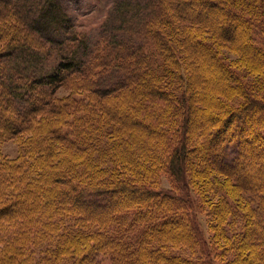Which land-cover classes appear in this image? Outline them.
Here are the masks:
<instances>
[{
    "label": "trees",
    "instance_id": "trees-1",
    "mask_svg": "<svg viewBox=\"0 0 264 264\" xmlns=\"http://www.w3.org/2000/svg\"><path fill=\"white\" fill-rule=\"evenodd\" d=\"M194 1L207 2L218 17L207 21L192 15L188 4ZM4 4L0 21L11 26L12 32L0 33V41L6 40L7 45L0 59L3 54L10 56L0 68V144L19 134L27 136L14 139L20 144L14 157L0 148V213L13 206L10 215L0 217V264H67L72 260L73 264H102L107 259L109 264H264V182L249 188L235 175L225 184L231 194L206 184H201L196 196L185 190L193 177L219 183L216 176H200L196 169L208 143L189 148L190 134L203 130L197 118L204 119V111L216 112L211 122L229 115L225 121L229 126L246 116L252 129L264 127L255 113L264 111V94L256 96V87L240 81L220 56L225 49L236 51L239 63L264 77V43L256 34L264 36V0H113L95 41L75 30L61 0H5ZM45 30L50 33L43 34ZM150 38L158 42L156 50L166 62L162 75L158 69V77L153 70L156 59L145 52ZM46 42L57 50L55 55L46 50ZM13 53H20L14 57L18 68L6 65L14 60ZM56 59L58 64H53ZM126 59L135 64H126ZM201 63L210 66L212 74L220 73L223 84L219 88H212V81H199L205 72ZM38 64L42 70H51L35 76ZM180 68L187 71L188 87L178 96L160 79L173 80L168 82L171 85L181 74ZM115 72H123L125 81L115 79ZM75 77L73 94L89 85L98 94L57 100L54 90ZM126 81L138 83L121 89L114 99L107 98V103L104 96L125 87ZM216 93L244 101L233 108L226 101L215 104ZM103 103L105 107H97ZM129 105L135 109L133 117L123 115ZM168 113L170 118L185 119L181 133L166 123ZM241 125L227 137L237 135ZM102 133L114 145L119 142L113 150L98 147L104 152L100 155L94 143ZM151 136L164 145L163 153L170 152L163 163L149 142ZM218 138H213L216 144ZM176 140L181 144L172 148ZM203 170L208 173L207 168ZM161 172L176 177V191L164 188L157 177ZM116 193L130 202H108ZM212 198L216 203L211 204ZM242 202H249L252 210H244L240 232L235 231L233 238L236 257L228 262L225 235L237 218L231 215L242 212ZM200 211L210 220V236L198 222ZM9 244L13 248L5 251L3 245ZM44 245L43 258H34V247Z\"/></svg>",
    "mask_w": 264,
    "mask_h": 264
},
{
    "label": "rangeland",
    "instance_id": "rangeland-1",
    "mask_svg": "<svg viewBox=\"0 0 264 264\" xmlns=\"http://www.w3.org/2000/svg\"><path fill=\"white\" fill-rule=\"evenodd\" d=\"M61 1L63 2L65 9L70 14L73 21L75 22V30H77L80 33L84 32V33L88 34L92 38V40H94V41L97 40L98 35H100L101 31L103 30L104 23L106 22L110 12L112 11L113 0H61ZM4 3H5V0H0V7L1 8H2V5H5ZM199 3H202V1H199V2L194 1V2H190L188 4L189 5L188 9L190 10L192 15L198 17L201 20L206 19L207 21H210L211 19L218 17V15L215 12H212V9L210 8V6H207V2L204 1L205 4H199ZM201 6H202V8H201ZM1 8H0V14L4 15V12H2ZM14 22H16V20H14ZM239 30H240V28L237 29V31H239ZM10 32H12V27L9 25H6L0 21V33H3V34L8 36L10 34ZM234 32H236V30L233 31L232 34ZM48 33H50L48 30L43 31V34H48ZM120 34L126 36V34H124V33H120ZM256 34H257V36L262 38V39L258 38V41L261 43H264V36L262 35V33L257 31ZM124 36H121V37H124ZM234 36H235V33L233 34V37ZM128 37L129 36L125 37L126 38L125 40H127ZM164 37L166 39L165 35H164ZM2 38H5V37L2 36ZM205 38L208 42L212 43L209 35H206ZM31 40H33V39H31ZM147 41L148 42L145 45V52L153 54L154 58L156 59V62L154 63L153 70L155 71L154 74L157 75L156 77H158V74L166 69V67H165L166 62L162 59L159 52L156 50V48H159L158 42L152 40L151 38L148 39ZM140 42H142V40ZM154 43H155V45H154ZM21 44L23 45V43H21ZM102 45L105 47L106 43L103 42ZM6 46H7L6 40H1L0 41V52H2ZM52 47L53 46L50 43L46 42V50L51 49V51L53 52V55H55L57 50L56 51L52 50ZM212 47H213V45H212ZM46 50L44 49V51H46ZM200 50L202 51L203 49H200ZM13 54H14L13 55V59H14V57L19 55L20 53H13ZM185 55H186V53H185ZM239 55H240V53H237L236 51H230L229 49H225L223 52H221L220 56L223 60H225L226 64L229 65V67H231L232 69H234L235 72L240 76L239 77L240 81L245 80V81L249 82L252 86H254V88L256 87L255 88L257 90L256 96H258V97L262 96L264 94V82H263L264 77L260 78V75H258L257 71H253L252 69H250L248 67L245 68L242 63H239L240 62L239 61L240 60ZM3 57L4 58L0 59V68L1 69H2V66L4 68V64L2 63L3 59L7 58L6 61L8 59H10V56L6 57V55H4V54H3ZM17 60H18V58H16V60L15 59L12 60V62L8 61L6 63V65H9V66L13 65L16 68H18L17 67V65H18ZM125 63L126 64L127 63L133 64L134 60L132 61V59H126ZM49 64H52V63L49 62ZM53 64H58V60L56 59ZM37 66H38V68H37ZM37 66H36L37 69H34L36 75L34 74L33 70L31 71L32 74L30 73L31 75L41 76V74L45 75L47 73V71L51 70V69L42 70L41 67L39 66V64ZM52 67H53V65H52ZM128 67H130V66H128ZM205 67L202 64V69H203L202 71H205V72H203L201 79L199 81H201V82L206 81L207 83L208 82L210 83L212 81L210 83L212 85V88H215V89H216V87L219 88V86L223 84L220 73L218 74V72H215L212 74L210 72V69H209L210 66L206 65ZM159 68H161V69L158 73ZM96 70H97V72L100 73L102 68L99 67ZM123 72L113 73L114 78L125 81V79H124L125 77H124ZM179 72L181 74H179L178 78L176 77V80L171 85H169L168 82H172L173 80L168 81L166 79L167 77H162L160 80L163 79L162 85H164L165 88H168V90H170V92H172L174 95L177 94L178 96H181V91H183V92L186 91V87H188L187 86L188 79H187V71H185V70L181 71V68H180ZM3 73H5V71H3ZM210 73L212 75H210ZM161 75H162V73H161ZM41 78H44V77H41ZM94 78H95V76L91 75V80H94ZM74 79H76V77L71 79L69 82H64V84L60 88H57L56 90H54L53 96L57 100L62 101V100H68V99H70V97L73 98L74 96H76L78 98L79 97H89V96L92 97V96H96V94H98L95 91H93L92 85H89L88 87H86L87 89L77 91L75 94H73V89H71L73 84H71V82H73ZM80 79H81V77H80ZM170 79H171V77H170ZM134 82H136V81H134ZM134 82H127L126 81L124 83V84H127L125 87L120 88L118 91H113V93L111 92L110 94H106V97L104 96V99L108 103L107 98L114 99V98H116V96L118 97L119 94L122 93L121 89L124 90L125 88L127 89L128 87L131 88L132 86L133 87L136 86V84L138 82H136V83H134ZM260 87H262L263 90H260ZM1 89L2 88L0 87V91H1ZM202 89H203V87L201 88V90ZM227 96L228 95L226 93L223 95L217 94V93L214 94V98H215L214 100L216 102L215 104L221 103L220 100L226 101V102H228L229 106L233 108V107H236L239 103H242L244 101L242 99L232 101V100L228 99ZM137 102H138V100H137ZM158 102H161V101L158 100ZM103 105L105 107L104 103L101 105L98 104L97 107H102ZM201 106H203V104H201ZM129 107H130V105L127 107L126 110L122 111L123 115L124 116L129 115V116L133 117V115H135V114H133L132 111L135 112V109L134 108L130 109ZM79 108H80V110H82L83 107L79 106ZM97 111L99 112L100 109H97ZM204 112H205L204 113L205 114L204 119L197 118L198 124L200 125V127L202 126V129L204 130V137L202 138L203 130L197 131L198 134H196V135L194 134V136H193V132H192L190 134L191 136H190L189 141H188L189 148H191V150H192L193 145L197 144L199 146L200 144H202L201 142H207L208 143L207 150L205 149V151H204L205 154L200 155L201 158L200 157L198 158V162L201 161V163L199 164V166H197L196 169L197 170L199 169V171H200L199 175L200 176H204L205 174L211 175V177L216 176L219 183H214L213 180L206 181L204 179L201 180V179H198L196 177L195 178L193 177L192 179H190L191 180L190 186L187 182V185L185 188L187 193L191 197L194 195L196 196V192L198 193L202 189V187H200L201 184H206V185H209V188H213L214 186H218L220 188V191L222 192V194H224L225 189L228 190L227 186L225 185L226 182L233 181L232 176H235V175H239L240 176V178H239L240 182L244 183L247 187L249 186V188L261 185V183L264 182V127L252 129L253 125L247 120L248 117H246V116H240L239 119L237 118V124L233 121L232 123L234 125L231 123L229 126L225 122L226 119L229 118V115H225V116L221 117V120L222 119L223 120L220 122H211L210 118L212 117V114L216 113V112H214L212 110V108L209 110H206ZM255 113H257L258 118L264 122V111L255 112ZM112 118H113V116H112ZM207 118H209L210 121H208ZM249 118H251V117H249ZM150 119L159 122L158 120H156L152 117ZM121 120H122V118H121ZM117 121L119 122V120H117ZM165 121L168 124V126L169 125H170V127L172 126L171 127L172 129L175 128V129L179 130L181 133L182 122L185 121V119H183V117H181V116H179L177 118H172V117L170 118L169 113H168L167 117L165 118ZM123 123H124V121H123ZM161 123H164V122H161ZM238 124L239 125L242 124L241 125V128H242L241 131L239 132V130L237 129V135H235L233 138L232 137L228 138L227 136L229 135V132L236 129L238 127ZM96 126L100 127L101 124L96 125ZM125 129H128V128L124 127V130ZM107 132H109V131H107ZM199 132H201L202 134ZM106 133H102L99 136H97L98 134L92 136L94 138H95V136H97L96 142L94 143L96 150L98 147L108 150L106 146H108L110 148V150H113L116 143L119 142V141H117L114 145L113 142H111L109 139H107L105 137ZM19 135H21V137L27 136V135H22V134H19ZM19 135L16 138L2 140V143L0 144V148L2 149V151L6 155L9 154L11 157L18 155V151H20V144H18V140L16 141L14 139H18ZM205 135H207V136H205ZM215 135H218V137H219L217 144H216V142L213 141V138L215 137ZM251 135H252V137L254 136V139H252V140H250ZM154 137L155 136H151V139L149 142L156 146V150L154 152L160 158L159 159L160 163L161 162L163 163L170 156V152L169 153H167V152L163 153L161 148L164 145L161 144L160 142H158V139H156ZM203 139H206V140H203ZM130 140L134 141L133 139H130ZM131 141H128V142L132 143ZM180 144H181L180 141H177V140L173 141L172 148L174 146H179ZM132 145H134V143H132ZM97 151L99 152L100 155H102L104 153V152H101L99 150H97ZM248 151H250V153L252 155L247 157L246 154ZM96 153L97 152L94 151V155ZM239 155H241L242 157ZM205 168L208 169V173L204 172L203 169H205ZM216 172H219V174H215ZM159 176H160V182L166 190L174 189V191H176V186H175V178L176 177L174 175H172L171 173L161 172V174L157 173V177H159ZM199 181L201 183H199ZM228 192H229V190H228ZM219 195H220V193H219ZM111 201L119 202L120 204H124V205H127L130 202L127 197L123 196L122 194H118V193L114 194L113 198L110 199L108 202H111ZM235 201H237L238 205L241 206V202L239 199H236ZM214 202H215L214 198H212L211 204ZM243 204H244L243 209L242 210L240 209V211H242V212L240 214L238 213L239 215L237 213H235L233 216L231 215V217L233 219L235 217H237V218L234 221V224H232L229 227L230 228V231H228L229 235L228 234L225 235L227 240L225 242V244H226L225 248L226 249L224 250V254H225V258L227 259L226 261H228V262H232V260L235 259L234 256L236 257V249L237 248H234L235 247L234 244L236 242L233 241V238H234V234L236 232H240L239 228L243 224V220H241V218H243V215H245L244 210L246 208H248L249 210H252V206L248 205L249 202L248 203L242 202V205ZM98 205H99V207L101 206L100 204H98ZM12 208H13V206L10 209L6 210L7 212L3 211L2 213H0V217L1 216L5 217L6 216L5 213L9 214L10 210ZM100 209H104V207L100 208ZM202 211H203V209H202ZM202 211L199 212L201 214L198 217V222L201 226V229H203L205 231V234L207 236H210V228H209V224H210L209 221L210 220L208 221V217L206 216L205 212L202 213ZM183 223L184 222L179 223V224L183 225ZM142 224H144V223H142ZM134 233H136L135 230L129 231L127 234V237H131V235ZM262 238H263V247H264V234L263 233H262ZM10 247H11V244H9L7 246L3 245V249L5 251H7ZM44 247L45 248H42V247L39 248L38 246L34 247V251H35V253L33 254L34 258H37V259L43 258V255L41 254V250H45L47 248V246L44 245ZM261 247L262 246H259V248H261ZM12 248H13V246L11 247V249ZM70 256L71 255H69V257H68L69 259H70ZM257 256H258V260H260L261 254L257 253ZM73 259H74V257H73ZM75 259H76V257H75ZM69 262L71 264H73V260L69 261ZM69 262L67 264H69ZM86 264H95V263L94 262H88ZM102 264H109V260L107 259L106 261H103ZM118 264H120V263H118Z\"/></svg>",
    "mask_w": 264,
    "mask_h": 264
}]
</instances>
